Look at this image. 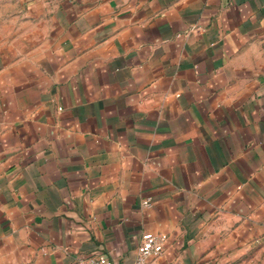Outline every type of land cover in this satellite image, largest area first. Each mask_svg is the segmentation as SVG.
<instances>
[{
    "label": "crops",
    "instance_id": "crops-1",
    "mask_svg": "<svg viewBox=\"0 0 264 264\" xmlns=\"http://www.w3.org/2000/svg\"><path fill=\"white\" fill-rule=\"evenodd\" d=\"M144 233L264 264V0H0V259L133 264Z\"/></svg>",
    "mask_w": 264,
    "mask_h": 264
},
{
    "label": "built area",
    "instance_id": "built-area-1",
    "mask_svg": "<svg viewBox=\"0 0 264 264\" xmlns=\"http://www.w3.org/2000/svg\"><path fill=\"white\" fill-rule=\"evenodd\" d=\"M145 207L150 206V201L143 203ZM166 237L144 233L141 235L140 245L137 250L133 264H151L163 251ZM75 264H113L104 254L96 253L86 258H80Z\"/></svg>",
    "mask_w": 264,
    "mask_h": 264
},
{
    "label": "rangeland",
    "instance_id": "rangeland-1",
    "mask_svg": "<svg viewBox=\"0 0 264 264\" xmlns=\"http://www.w3.org/2000/svg\"><path fill=\"white\" fill-rule=\"evenodd\" d=\"M0 264H16L12 259H0Z\"/></svg>",
    "mask_w": 264,
    "mask_h": 264
}]
</instances>
